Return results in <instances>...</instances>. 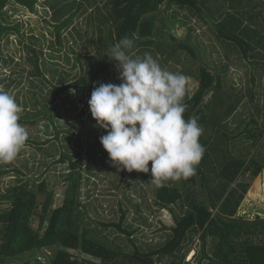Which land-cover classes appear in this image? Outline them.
I'll return each mask as SVG.
<instances>
[{"label":"trees","instance_id":"1","mask_svg":"<svg viewBox=\"0 0 264 264\" xmlns=\"http://www.w3.org/2000/svg\"><path fill=\"white\" fill-rule=\"evenodd\" d=\"M40 1L51 9L52 28L59 45L62 32L69 28L77 13L83 7L92 8L85 34L75 29L86 53L75 57L71 69L79 68L80 72L72 75L56 63L51 67L46 66V61L39 64L38 53L28 49L35 58L27 60L34 64L27 76L34 88L30 91L34 103L32 110H26V102L16 101L23 108L19 123L36 126L42 118L47 121L48 134L54 124L49 106L55 99L81 90H88L90 99L94 88L109 77L110 68H114L120 83L116 62L110 60L109 52L123 37H135L133 55L143 57L150 53L154 59H164L167 66L168 62L183 61L179 73L197 80L192 94L187 84L184 99L187 108L183 116L186 120L197 118L203 129L199 142L205 151L195 166V175L168 180L162 186L153 184V205L159 212L168 213L171 224L162 228L168 231L164 242L142 250L133 241L138 228L125 221L128 206L140 219L144 218L142 223L147 218L128 195L122 194L124 203L117 202L115 213L120 214L117 221H100L96 208L90 214L94 201L83 188L89 181L87 176L105 163L99 158V139L87 143L85 150L80 145L74 150L66 145L67 135H73L71 130L64 131L62 136L60 131L55 132L36 147L41 152L40 166L49 169L51 165L67 164L70 170L63 176L66 186L60 206L52 208L53 192L46 181L36 183L26 180L20 170L0 169V178L9 173L18 176L15 184H9L5 193L0 194V201L9 204L8 209L0 210V264H190L192 260L195 264H264V219L256 217L248 221L235 217L251 182L264 171V125L263 129L258 128L264 114L261 115L256 102L257 92L230 80L227 66L217 60L202 61L203 41H191L190 36L181 41L166 35L167 29L176 25L174 9L186 10L208 24L220 46L226 49L230 45L240 60L264 67V56L262 62L256 61L258 55L264 54V0L252 8L242 0H108L105 14L96 6V0H73L68 4L62 0H0V39L4 33H19L18 25H2L10 3L35 13ZM177 24L183 25V21ZM94 34L99 47L92 55ZM29 39L35 40L32 36ZM65 57L70 62L67 54ZM33 77L36 82L31 80ZM13 82L9 81L8 86ZM249 82L252 84L254 80ZM95 122L90 116L87 136L97 137ZM27 169L24 165V170ZM134 172L139 173L121 170L120 176L127 173L133 176ZM139 174L146 181L148 173ZM121 186L112 184L116 191ZM149 213L157 215L152 210ZM33 222L37 223L36 228ZM124 239L133 246L130 252L125 251L126 245H115ZM44 250L49 251L48 255ZM190 251L194 254L185 261Z\"/></svg>","mask_w":264,"mask_h":264},{"label":"rangeland","instance_id":"2","mask_svg":"<svg viewBox=\"0 0 264 264\" xmlns=\"http://www.w3.org/2000/svg\"><path fill=\"white\" fill-rule=\"evenodd\" d=\"M73 0H62L63 4H68ZM246 3V6L252 8L258 3L259 0H242ZM52 2V1H51ZM108 0H96V6L100 8V12L106 13L104 6ZM78 4V3H77ZM83 7L77 15L73 18L71 25L67 30L61 34V45L57 43L55 30L52 25V12L47 3L40 1L37 4V12L32 13L24 7L10 3L5 10L4 17L2 19V25L7 27H13L18 25L17 31L8 32L1 35L0 39V89H3L9 94L13 95L16 101L20 103L26 102V110H32L33 97L30 91L33 92V87L27 80L28 74L34 69V64L28 62V58L34 59V55L28 49H34L39 59V64L46 61V66L51 67L52 63H56L61 69L71 73L72 75L80 72V69H71L72 64L75 61V57L80 54L84 56L86 53L85 47L81 43V39L78 38L75 29L79 30L82 35L87 31L88 15L92 8ZM74 12V11H72ZM176 17V25L167 29L166 35H171L176 40L183 41L186 37H191V41L201 40L202 46V61L211 63L212 60H217L221 65L227 66V76L233 80L237 85H242L246 90H254L256 93V102L260 108L261 115L264 114V86L262 84H255L259 82V79H263V73L259 72L260 65L250 66L246 60H240L232 49V46H227L226 49L220 46L221 44L214 37L213 33L209 31L208 24L199 17L191 16V13L186 10L174 9ZM181 20L183 25H179ZM34 37L32 42L30 37ZM93 41L91 42V54L95 55L96 50L99 47L97 35L94 34ZM52 47V49H51ZM42 52V55L39 52ZM262 51V50H260ZM205 52V53H204ZM263 53V52H262ZM65 54H67L70 62L66 61ZM240 54V52H239ZM264 55V54H263ZM137 55H134V57ZM162 68L170 72L179 73L182 69V62L169 63L167 66L164 63V59L161 57L155 58ZM261 62V61H260ZM213 64V63H212ZM45 69V68H44ZM23 70V71H22ZM21 71V74H20ZM109 77L104 83L114 81V84H119L116 79V73L114 68H110ZM254 77V82H251L250 77ZM47 78H50V74H47ZM256 79H258L256 81ZM14 82L8 86L9 81ZM36 82V78L31 79ZM15 81L18 83L15 84ZM188 92L194 93L197 88L198 82L196 79L188 77ZM51 99V98H50ZM49 99V100H50ZM89 99V91H72L66 94L64 97L55 99L50 104L49 109L54 117V124L49 129V133H46V122L39 119L38 123L34 125L23 126L29 132V139L25 147L18 154L17 158L11 163H0V169L3 170H20L23 172L24 178L31 181H46L48 189L52 193V208L58 207L62 204L64 198V190L66 184L63 183V178L69 172L67 164L51 165L49 169H45L44 166L38 164V160L41 156V152L37 149L36 144L52 138L55 132L60 131V135L66 130H71L73 135H67L66 145L74 150L78 149V145L86 149L87 143L94 142L102 135H105L103 129L97 127L98 132L96 138L87 136L89 132V118L91 113L89 111L88 104L85 103ZM77 106V107H76ZM87 108V110H86ZM86 110L85 115H81V111ZM96 124V122H95ZM264 120L260 118L259 129H263ZM86 127V128H85ZM94 134V133H93ZM60 136V137H61ZM82 154L84 155L83 151ZM100 160L103 159L104 165L97 167L93 170V175H88L89 181L85 185L83 190L88 191L91 195L92 201H94L95 207L90 210V214L93 215L94 208L97 209L100 216V221L106 223L113 219L118 220L119 215L115 213L118 200H123L122 194L128 195L134 202L140 205L141 212L144 217L147 218L145 223L144 218L140 219L139 214H135L131 207L126 215V222L134 227L138 228V231L133 235L134 244L142 250H148L156 247L159 243H162L166 239L167 230H163L164 225H170L169 215L167 212H159L158 208L153 205V184L154 183L150 172L148 173L146 181L140 177L139 173H135L132 176L131 173H127L125 176H120V171L112 165L109 161L107 152L103 149L102 145L99 148ZM35 157V159H31ZM73 159L75 154H73ZM24 165L28 166L27 170H24ZM64 176V177H63ZM18 177L14 173H9L0 178V194H4L6 186L9 184H15ZM120 181V182H119ZM121 183V188L116 191L112 188V184ZM122 188L126 189L122 191ZM123 202V201H122ZM247 202V203H246ZM124 203V202H123ZM150 209H148V208ZM9 208L8 203L0 201V210ZM152 210L156 216L150 212ZM237 217L243 220H254L256 217L264 219V171L258 175L252 182L251 186L245 194L237 212ZM161 219V220H160ZM32 225L36 228L37 223L33 222ZM150 225V226H149ZM104 231L103 233H105ZM111 240H113L111 238ZM113 242V241H111ZM119 242V243H118ZM115 242L119 245H126L128 249L126 252H130L133 248L132 244L124 239V241ZM47 255L49 251L46 252ZM193 251H190L185 261H189L193 256ZM82 258H85L82 256ZM42 260V257L39 259ZM87 260V259H85ZM190 264H195L194 260Z\"/></svg>","mask_w":264,"mask_h":264},{"label":"clouds","instance_id":"3","mask_svg":"<svg viewBox=\"0 0 264 264\" xmlns=\"http://www.w3.org/2000/svg\"><path fill=\"white\" fill-rule=\"evenodd\" d=\"M134 46L135 37L126 36L110 49L121 82L100 83L88 100L95 126L106 133L99 142L117 171L150 172L158 186L188 179L205 151L197 118L183 116L188 77L165 70L150 53L134 57ZM22 111L0 89V163L13 162L29 139Z\"/></svg>","mask_w":264,"mask_h":264},{"label":"crops","instance_id":"4","mask_svg":"<svg viewBox=\"0 0 264 264\" xmlns=\"http://www.w3.org/2000/svg\"><path fill=\"white\" fill-rule=\"evenodd\" d=\"M244 10H248V8H245V7H244ZM249 43H250V42H249ZM251 43H253V42H251ZM253 44H254V43H253ZM257 49H258V50H261V49L258 48V47H257ZM263 56H264L263 54L258 55V58H257L256 61H257V62H260V61L262 62V61H263V59H262ZM248 62H249V61H247V64H248ZM254 67H255V66H254ZM259 72L263 73V77H264V67H262V65H260V70H259ZM253 78H254L253 76L250 77L251 80H253ZM257 80H258V79H256V81H257ZM255 84H262V86H264V78H263V79H259V82L257 81V82H255Z\"/></svg>","mask_w":264,"mask_h":264}]
</instances>
